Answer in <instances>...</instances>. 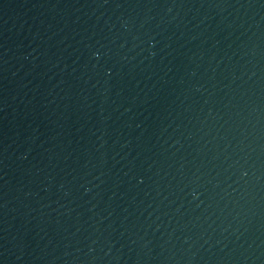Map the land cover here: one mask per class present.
<instances>
[{"label": "water", "instance_id": "95a60500", "mask_svg": "<svg viewBox=\"0 0 264 264\" xmlns=\"http://www.w3.org/2000/svg\"><path fill=\"white\" fill-rule=\"evenodd\" d=\"M0 264H264V0H0Z\"/></svg>", "mask_w": 264, "mask_h": 264}]
</instances>
